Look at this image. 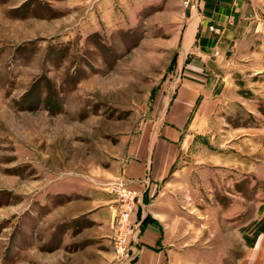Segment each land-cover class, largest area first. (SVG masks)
Listing matches in <instances>:
<instances>
[{
	"label": "rangeland",
	"instance_id": "rangeland-1",
	"mask_svg": "<svg viewBox=\"0 0 264 264\" xmlns=\"http://www.w3.org/2000/svg\"><path fill=\"white\" fill-rule=\"evenodd\" d=\"M197 4L0 0V264H123L86 232H56L55 209L78 199L74 184L116 180L118 155L163 109L184 59L210 72L206 120L156 223L185 264H264V0H245L234 40L183 57L198 47L183 40Z\"/></svg>",
	"mask_w": 264,
	"mask_h": 264
},
{
	"label": "crops",
	"instance_id": "crops-1",
	"mask_svg": "<svg viewBox=\"0 0 264 264\" xmlns=\"http://www.w3.org/2000/svg\"><path fill=\"white\" fill-rule=\"evenodd\" d=\"M199 4L202 16L188 23L183 35L185 42L196 41L198 47L186 44L181 51L183 57L190 53L202 58L211 55L213 40H234L237 26L244 18L245 0H199ZM210 23L218 26L219 35L208 30ZM222 56L221 51L217 60ZM196 64L184 59L163 109L139 125L109 172V178H121L136 189H141L144 182L148 184L133 215L137 224L132 243L135 255L126 264H185L184 255L166 240L156 223L160 214L154 204L159 201L180 155L189 148L193 137L202 134L206 119L201 106L207 99V78L202 73L210 76V72H201ZM72 192L78 199L55 209V231L61 235L86 232L90 239H99L110 246L114 195L94 186L80 188L78 184H74Z\"/></svg>",
	"mask_w": 264,
	"mask_h": 264
},
{
	"label": "built area",
	"instance_id": "built-area-1",
	"mask_svg": "<svg viewBox=\"0 0 264 264\" xmlns=\"http://www.w3.org/2000/svg\"><path fill=\"white\" fill-rule=\"evenodd\" d=\"M182 5L185 8H196L198 6L197 0H182ZM209 29L212 30L213 27L210 26ZM105 186V189L114 195L115 206L110 234L111 246L116 260L126 264L135 255L132 243L135 242L137 224L133 219V215L137 211L138 203L144 195L148 184L144 182L141 189H136L129 186L123 179L116 178V180L106 183Z\"/></svg>",
	"mask_w": 264,
	"mask_h": 264
}]
</instances>
